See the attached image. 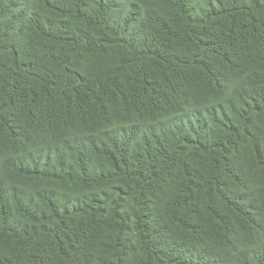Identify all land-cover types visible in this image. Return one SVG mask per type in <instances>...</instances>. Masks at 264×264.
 I'll list each match as a JSON object with an SVG mask.
<instances>
[{"label": "trees", "instance_id": "1", "mask_svg": "<svg viewBox=\"0 0 264 264\" xmlns=\"http://www.w3.org/2000/svg\"><path fill=\"white\" fill-rule=\"evenodd\" d=\"M0 264H264V0H0Z\"/></svg>", "mask_w": 264, "mask_h": 264}]
</instances>
